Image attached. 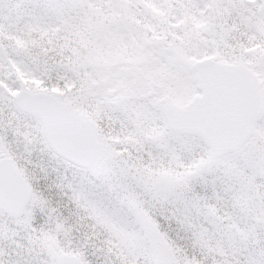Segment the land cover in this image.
<instances>
[{
    "label": "snow or ice",
    "instance_id": "snow-or-ice-1",
    "mask_svg": "<svg viewBox=\"0 0 264 264\" xmlns=\"http://www.w3.org/2000/svg\"><path fill=\"white\" fill-rule=\"evenodd\" d=\"M0 264H264V0H0Z\"/></svg>",
    "mask_w": 264,
    "mask_h": 264
}]
</instances>
